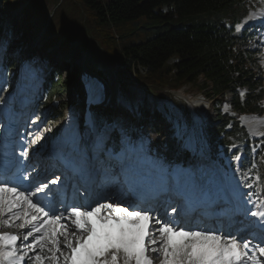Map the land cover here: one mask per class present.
Listing matches in <instances>:
<instances>
[{
    "label": "trees",
    "instance_id": "trees-1",
    "mask_svg": "<svg viewBox=\"0 0 264 264\" xmlns=\"http://www.w3.org/2000/svg\"><path fill=\"white\" fill-rule=\"evenodd\" d=\"M10 2H14L13 7L19 10L15 15L17 25L6 39V67L13 66L18 36H24L27 31L33 33V28L36 31L42 29L43 22L36 21L34 24L30 19L38 13L43 14L49 4L57 5L60 21L64 24L61 31L65 35L58 47H69L79 38L83 49L93 40L102 44L117 41L113 66L122 99L120 106L125 105L126 95L133 84L139 85L144 95L141 102L136 103L137 117L133 119L126 111L127 107L122 105L126 112L118 122L130 136L133 135L132 121L139 123L137 132L134 131L146 143L145 160H150L153 155L162 162L172 159L187 161V157L180 158L174 151V142H170L168 129L163 126L166 118L159 109L153 107L147 96L158 100L160 97L173 96L185 106L189 114L186 104L175 95L178 89L200 94L207 90L208 97L218 96L220 102L226 101V94L230 93L231 112L223 113L219 106L216 107L215 114L207 116L205 133L214 148L231 140L244 142L246 157L240 169L241 175L253 187L256 177L264 183V144L258 146L253 156L249 151L252 141L240 125L243 116H261L264 113V62L258 67L254 66L253 57L256 54L249 49L250 43L255 40L258 43L257 51L264 52V43L254 39V33L249 29L236 34L232 28L225 26L226 21L234 24L248 14L250 8L247 1L0 0V6ZM54 14L55 10L50 20ZM5 28V17L1 14L0 39ZM149 30L153 32L147 35ZM118 32L125 34L119 35ZM257 35L260 38L262 36ZM139 68L144 69L145 73L141 74ZM131 77L133 84L127 81ZM200 78L202 83L199 82ZM73 80H62L61 73L52 68L45 79L44 93L34 101L32 111H44L48 121L61 117L65 106L75 103L71 96L62 98L67 88L74 84ZM80 93V90L76 92L78 98ZM51 99L56 102L51 103ZM95 114L102 126L104 122L114 120L104 108H97ZM227 125L229 130H225ZM109 144L118 146L116 131L109 139ZM159 168L165 171L167 167L160 165ZM253 190L257 191L255 187ZM262 198L264 200V190Z\"/></svg>",
    "mask_w": 264,
    "mask_h": 264
},
{
    "label": "snow or ice",
    "instance_id": "snow-or-ice-1",
    "mask_svg": "<svg viewBox=\"0 0 264 264\" xmlns=\"http://www.w3.org/2000/svg\"><path fill=\"white\" fill-rule=\"evenodd\" d=\"M28 155V148L20 152V156ZM13 163L0 158V227L19 232H0V264H25L29 252L33 264H60L61 260L63 264H154L149 253L161 256L160 264H264V239L251 246L249 240L225 237L212 229H185L175 221L161 222L143 209L97 202L95 206L73 204L66 208L67 215L57 214L54 206L42 205L34 197L51 193L48 203L53 205L58 192L51 186H59L61 178L39 183L35 192L21 189L4 175L12 171ZM261 207L245 213L250 211L253 223L264 233Z\"/></svg>",
    "mask_w": 264,
    "mask_h": 264
},
{
    "label": "rangeland",
    "instance_id": "rangeland-1",
    "mask_svg": "<svg viewBox=\"0 0 264 264\" xmlns=\"http://www.w3.org/2000/svg\"><path fill=\"white\" fill-rule=\"evenodd\" d=\"M14 2H10L7 5L0 6V15L2 14L5 17V24H6V30L3 33V37L0 39V77H5V75L8 78V84L6 85V88L2 91L0 94V97L2 96H12L14 93V89L19 87V81H22V86L24 87L26 95L30 94V89L32 86H37V77L43 76L47 74L48 71L51 70V68L56 69L58 73H61L62 80L63 79H75L74 84H71L70 87L67 88L66 92L62 96L63 99H67L69 96H71L72 99L76 97V92L78 91L80 85H78L79 76L83 70L84 67H87L91 69L94 72H97L98 75H100L105 82L106 85V99L104 103V108L107 109L111 113H119V114H125L124 109H122V104L118 110H114L118 103L121 101L119 96V90H117V78H116V71L115 67L113 66V60L116 57L117 49L114 48L117 46V41H111L107 42L105 44L99 43L95 40L94 42L90 44H86L84 49L82 48L81 40L80 38L73 42L69 47L62 45L60 47L59 44L64 38L65 35H63L61 29L63 30V26L60 17H59V10L57 5L49 4L45 10L44 13H38L36 16L32 17L30 21H34L33 23L36 24V21L43 22L42 29H32L33 33L30 31L25 32L24 36H18L19 43L17 52L15 55H13L14 60L13 63L15 64V68L12 72H9L7 74H4L3 66L1 63L3 54H5L6 49V43H7V37L9 36V32L13 31L17 25V22L15 21V13L18 12L19 9H16L13 7ZM166 9V7H164ZM55 10V14L50 20V17ZM58 16V17H57ZM246 18V19H245ZM242 19L239 23V25L247 26L252 23H257L259 21L260 24H264V7L259 8L257 10H253L250 12V14ZM144 26V24H142ZM141 25V26H142ZM35 27V26H33ZM236 28V26H235ZM142 33V36H145L143 33V30H140ZM153 31L149 30L146 32L147 35L151 34ZM119 35H124L125 32H118ZM9 38V37H8ZM116 38H119L116 36ZM51 43H48V42ZM48 43V44H45ZM256 45L252 44L251 49H255ZM50 59V60H49ZM142 69V68H141ZM144 70V69H142ZM200 83H202V78H200ZM131 94L128 96L127 101L125 102V107L128 106L129 109H133V105L136 103V100L138 102H141L143 99V90L141 87L137 85L131 86ZM206 90V89H205ZM206 93H209L207 90L203 93H192L190 91L186 92L184 88H180L177 91H175V94L184 102L187 104L189 108V114L185 110V106L181 104V102L177 101L173 96H164L160 97V103L163 107H158V100L156 98H153L152 96H147V99L152 103L153 107H157L159 111L162 113V116L165 117L167 120L165 125H168L169 127L168 132L169 133V140L172 142L176 139L177 135H179L177 142L174 144V149L182 152V153H193L192 156L189 157V163L185 164L184 167L186 169H189L191 171H201L199 169H206L210 174L214 172V169L220 167L218 160H221L222 165L226 168V170L219 169V174L216 173V176H224V180L226 185L236 187L237 193H239V196L237 197L238 201L243 204V206L250 207L252 204H254L257 208V205L260 204V201L255 200L254 198L250 197L245 199L243 196L244 189L238 183L236 180L232 178V170L230 169V162L228 159H224L223 155L221 153L214 154L215 160L211 159L209 157V154L212 150L209 148V144L207 141H205V125L207 122V116L215 114L216 107H220L221 111H229L230 105L227 102H221L219 101V97H208ZM137 97V98H136ZM228 98V96H227ZM78 100V99H77ZM191 100V101H190ZM114 101L115 104H112ZM80 100L77 101V106L73 107L71 112L74 113L79 106ZM192 102L198 107L199 110H194L192 107ZM121 104V102H120ZM128 110V109H127ZM130 112V110H129ZM133 113V112H132ZM192 113V114H191ZM25 115L30 116L32 115L29 112V109L26 111ZM43 112L39 113L38 117L30 116V125L29 123H23L24 126H27L28 129L36 130L42 132L41 135V145L43 147L46 146L47 137L50 135V132L55 131L59 125L63 123L64 118H61L57 122H48L46 119H43ZM190 115V116H189ZM264 117L256 118L257 121L255 123V127L259 128L258 132L261 134V131L264 129V124L259 123L260 121H264ZM251 119L254 120L251 117L243 118L242 124H246V122H251ZM117 124L115 122L111 124H107L101 129H98L97 131L100 133L95 135V141L99 142L103 139V137L113 131V127H115ZM120 129V126H118ZM131 127L133 130L137 128V125L135 122L131 124ZM176 128V129H175ZM258 130V129H257ZM126 144V143H125ZM130 146L136 147L137 150H140L139 153H141L144 150L143 147V140L137 139V140H130ZM137 160L139 162H142V159L140 157H137ZM40 163L43 162V155H39ZM46 165V164H45ZM39 168V167H36ZM41 170V169H40ZM45 170V169H44ZM43 171V170H41ZM146 172H154L155 175H160L162 178L164 175L160 173L157 169H153V166H149L145 168ZM235 176V174H234ZM220 177V179H221ZM223 179V177H222ZM219 181V180H218ZM114 188V187H113ZM240 189V192L238 189ZM251 193V192H250ZM109 198L116 199L118 205L121 206H129V208H132V205L126 200V198L121 196V193L117 191L108 192L107 190L104 191L103 197L101 198H93V202L97 203H104L107 202ZM121 200V201H119ZM119 201V202H118ZM259 202V203H258ZM113 204V203H112ZM114 204V205H115ZM164 202L158 203L159 209H162ZM46 206V205H45ZM48 206V205H47ZM95 206V205H94ZM243 206L241 205L239 207L240 210H242ZM154 209L153 207H151ZM256 208H254L256 210ZM58 209H64L62 206H58ZM130 209V210H131ZM166 209V208H165ZM66 210V209H64ZM155 210V209H154ZM163 210V209H162ZM167 210V209H166ZM262 210H264V205L262 206ZM156 211V210H155ZM154 211V212H155ZM159 212V211H158ZM167 212V211H166ZM169 220L171 221L172 213H168ZM250 215H244L242 216L238 223H240L244 218H247ZM251 217V216H250ZM248 222V221H247ZM239 224H235L234 226V232H231L230 234L236 236L237 238H240L241 240H248L251 239V235L246 237L242 236V229L246 228V224L242 225L241 227L238 226ZM186 226V227H185ZM185 226H181L185 229H193L196 230L198 228L196 227H189L187 224ZM193 226V225H192ZM2 230H11L15 232H19L16 228H10L6 229L3 227H0ZM199 229H205L199 228ZM236 229V231H235ZM240 229V230H239ZM222 233V230L219 229ZM246 231V230H245ZM219 232V233H220ZM220 233V234H221ZM25 244L30 243L24 242ZM37 251H39L37 249ZM67 250H65V253ZM151 258L154 261V264H160V260L162 259L161 256L153 253H149ZM33 257V253L29 252V256L25 258V264H33V259H30ZM45 264H49V262H46Z\"/></svg>",
    "mask_w": 264,
    "mask_h": 264
},
{
    "label": "bare ground",
    "instance_id": "bare-ground-1",
    "mask_svg": "<svg viewBox=\"0 0 264 264\" xmlns=\"http://www.w3.org/2000/svg\"><path fill=\"white\" fill-rule=\"evenodd\" d=\"M85 69V68H84ZM106 92H107V89H106V87H105V96H104V99H106L107 97H106ZM26 93H25V90H24V87L22 86V81H19V87L18 88H16V90L14 89V93H13V95L11 96H3L2 97V99H1V101L2 102H9L11 105H13L14 103H15V101H16V98H17V95L19 96V97H21L22 95H25ZM112 104H115L114 103V101L112 102ZM24 114V113H23ZM30 135H31V138H32V141L33 140H36L37 142L35 143V144H31V163L35 166V167H39V168H35L34 170H35V172L33 173V177H34V179H33V183L34 184H36L37 182H38V179H37V175H36V172H43V171H41V170H44L46 167V165L44 164V163H40L38 160H39V155L41 154V153H43V151H44V149L42 148V141H41V135H42V132H41V130L39 131H36L35 129L34 130H32V129H30ZM38 138V139H37ZM41 169V170H40ZM46 175V174H45ZM44 175V176H45ZM52 175H54V173L52 174ZM213 177V176H212ZM220 175L219 176H216L215 178H217V180H219L218 182L219 183H223V179H222V177H221V179H220ZM47 178V177H46ZM208 180H210L209 178H208ZM48 182V181H47ZM188 184L190 183L191 184V190L193 191L195 188H194V181L192 180V179H190V182H187ZM117 200L115 199H113V198H109L108 200H107V202L108 203H113V204H115V203H117L116 202ZM119 201H121V200H119ZM118 201V202H119ZM236 204H237V207H238V209H239V207L242 205L241 204V202H238V201H236L235 202ZM55 204H56V202H54L53 203V205L52 206H55ZM116 205V204H115ZM143 210H147V211H149L150 212V214L152 215V216H154L157 220H160L161 222H168V220H169V216H168V213L169 212H171V211H167L166 209H163V210H161V211H155L154 209H152V208H145V209H143ZM240 210V209H239ZM239 210H237V214H239L240 213V211ZM55 211H56V213H59V214H61V213H63L64 215H67V212H66V210H63V209H60V210H56L55 209ZM155 211V212H154ZM167 211V212H166ZM172 220H175V217H173V214H172V216H171V221ZM246 221H247V219H243L241 222H240V226H242V225H244L245 223H246ZM64 223H69L68 221H64ZM237 223V221H234V223L231 225V226H228L224 231H223V233L221 234V235H223V236H225V237H227V236H229V235H231L230 233L231 232H234V225ZM70 230H74V229H70ZM215 231H217V230H215ZM235 231H236V229H235ZM249 233H251L250 232V230H248V229H246V231H244L243 233H242V235L243 236H245V235H248ZM218 234H220L219 232H218ZM232 235H233V233H232ZM234 236V235H233ZM62 239V238H61ZM238 239H240V238H238ZM256 244L254 243V241H252L251 242V246H255ZM62 247H63V245H61ZM45 255H47V253H45ZM46 262H48V261H45V263ZM60 264H63V261L61 260V262H60Z\"/></svg>",
    "mask_w": 264,
    "mask_h": 264
}]
</instances>
